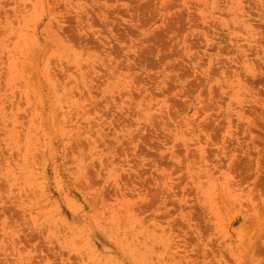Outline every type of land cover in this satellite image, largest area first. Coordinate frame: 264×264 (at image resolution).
Wrapping results in <instances>:
<instances>
[{
  "label": "rangeland",
  "instance_id": "obj_1",
  "mask_svg": "<svg viewBox=\"0 0 264 264\" xmlns=\"http://www.w3.org/2000/svg\"><path fill=\"white\" fill-rule=\"evenodd\" d=\"M0 264H264V0H0Z\"/></svg>",
  "mask_w": 264,
  "mask_h": 264
}]
</instances>
